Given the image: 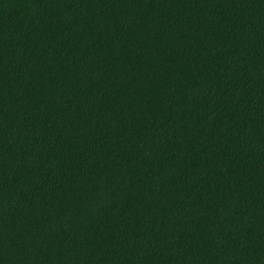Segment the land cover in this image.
<instances>
[{
	"label": "trees",
	"instance_id": "obj_1",
	"mask_svg": "<svg viewBox=\"0 0 264 264\" xmlns=\"http://www.w3.org/2000/svg\"><path fill=\"white\" fill-rule=\"evenodd\" d=\"M0 264H264V0H0Z\"/></svg>",
	"mask_w": 264,
	"mask_h": 264
}]
</instances>
